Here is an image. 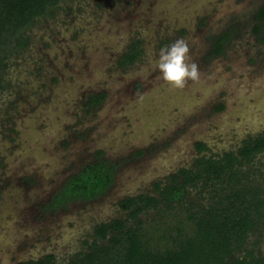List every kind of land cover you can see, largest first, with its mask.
Listing matches in <instances>:
<instances>
[{
	"label": "rangeland",
	"instance_id": "obj_1",
	"mask_svg": "<svg viewBox=\"0 0 264 264\" xmlns=\"http://www.w3.org/2000/svg\"><path fill=\"white\" fill-rule=\"evenodd\" d=\"M263 5L264 0H67L53 17L30 27L29 46L7 59L0 90V264L47 254L66 264L87 251L96 225L125 216L120 200L158 197L155 182L162 186L195 158L235 152L242 140L263 133L264 24L256 15ZM222 35L229 38L215 56L213 43ZM178 39L187 42L200 77L172 91L159 79L156 61L160 49ZM134 40L141 42L142 56L118 68ZM100 93L106 94L102 105L85 113L83 100ZM197 142L207 151L197 154ZM100 151L117 166L107 193L43 213L49 195ZM240 170H250L249 180L264 189V154ZM208 192L189 190L193 210L207 205ZM186 207L140 215L146 231L159 228L152 246L170 245L158 237H174L178 228L191 233ZM255 239L264 252V237L251 235L247 248L256 249Z\"/></svg>",
	"mask_w": 264,
	"mask_h": 264
},
{
	"label": "trees",
	"instance_id": "obj_2",
	"mask_svg": "<svg viewBox=\"0 0 264 264\" xmlns=\"http://www.w3.org/2000/svg\"><path fill=\"white\" fill-rule=\"evenodd\" d=\"M67 0H0V90L4 88L3 72L7 59L29 46L27 30L41 18L53 17L59 4ZM258 20L264 24V6L258 12ZM260 27L254 29L258 32ZM229 38L219 36L213 43V54L220 55ZM141 42L132 41L120 56L118 67L126 69L142 56ZM104 95H93L85 103L87 112L102 104ZM218 105L217 110H223ZM197 154L207 151L204 143L195 144ZM142 153V152H141ZM140 153V154H141ZM264 154V132L241 141L235 152L220 156L195 158L190 168H180L165 179L161 186L154 183L153 195L126 197L118 202L125 212L123 218L100 223L93 228L87 251L75 255L66 264H264V252L258 250L259 239L247 248L249 237H264V189L249 180L250 170L241 171L244 165L253 163L255 157ZM97 157L71 176L54 194L49 209L57 211L72 202H88L103 196L115 179L116 164ZM198 194L209 190L207 205L193 210L188 202L189 190ZM187 205L186 219L192 223L191 233L181 228L176 236L162 234L170 245L152 246L157 239L152 226L146 231L145 215L154 210L157 214L174 211ZM19 264H56L54 255Z\"/></svg>",
	"mask_w": 264,
	"mask_h": 264
},
{
	"label": "clouds",
	"instance_id": "obj_3",
	"mask_svg": "<svg viewBox=\"0 0 264 264\" xmlns=\"http://www.w3.org/2000/svg\"><path fill=\"white\" fill-rule=\"evenodd\" d=\"M190 49L183 39L160 49L156 61L159 79L172 91L183 90L189 81L198 82L199 66L191 60Z\"/></svg>",
	"mask_w": 264,
	"mask_h": 264
},
{
	"label": "flooded vegetation",
	"instance_id": "obj_4",
	"mask_svg": "<svg viewBox=\"0 0 264 264\" xmlns=\"http://www.w3.org/2000/svg\"><path fill=\"white\" fill-rule=\"evenodd\" d=\"M264 6V5H263ZM263 6H261V7H259L258 8V10H257V12H256V15H258V12H259V10L263 7ZM119 61V60H118ZM118 61H117V63H118ZM117 67H118V64H117ZM130 67V66H129ZM119 68V67H118ZM128 68V67H127ZM101 94H103L104 95V100H105V98H106V94L105 93H100V94H92V95H90V96H88L86 99H84L83 100V102H82V109L84 110V112L85 113H88V114H90L92 111H94V110H96V109H98L100 106H98L97 108H95V109H92V110H90L89 112H87V110H88V107H86V105H85V103L89 100V97H91V96H93V95H101ZM104 100H103V102H104ZM102 102V103H103ZM15 134L17 135V137H19V133L18 132H15ZM63 144L66 146L67 144H68V141H65V142H63ZM143 153V152H142ZM141 153V154H142ZM100 157V156H99ZM101 158V157H100ZM102 159V158H101ZM91 161H93V160H91ZM90 161V162H91ZM90 162H88V163H90ZM88 163H84L79 169H78V171H76V172H74V174H76V173H78L80 170H81V168L84 166V165H86V164H88ZM74 174H72L71 176H73ZM70 176V177H71ZM69 177V178H70ZM69 178H67L61 185H60V187L58 188V190H56L55 192H53L52 194H50L49 195V197H48V199L40 206V208H41V211L43 212V213H45V214H54V213H56V212H58L59 210H61V209H64V208H66L69 204H73V203H78V202H72V203H69V204H67L65 207H63V208H60V209H58L57 211H53V210H50L49 209V203L51 202V200H52V197L54 196V194H56L61 188H62V186L65 184V182L69 179ZM25 181H28V179L27 180H25ZM28 184H29V187L31 186H33L34 185V181H30V182H28ZM113 184V183H112ZM110 189V188H109ZM107 193V192H106ZM105 193V194H106ZM104 194V195H105ZM102 197V196H101ZM100 198V197H99ZM98 199V198H97ZM94 200H96V199H94ZM91 201H93V200H91ZM88 202H90V201H88ZM81 203H86V202H81ZM47 255H51V254H47ZM47 255H45V256H47ZM45 256H43V257H40L39 259H41V258H44ZM36 260H38V259H36ZM25 262H27V261H25ZM19 263H23V262H19ZM19 263H17V264H19Z\"/></svg>",
	"mask_w": 264,
	"mask_h": 264
}]
</instances>
